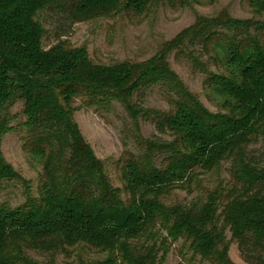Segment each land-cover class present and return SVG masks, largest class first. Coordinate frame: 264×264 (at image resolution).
Segmentation results:
<instances>
[{"label":"trees","instance_id":"obj_1","mask_svg":"<svg viewBox=\"0 0 264 264\" xmlns=\"http://www.w3.org/2000/svg\"><path fill=\"white\" fill-rule=\"evenodd\" d=\"M140 1L0 0L4 102L13 100L12 94L26 100L27 143L43 159L34 207L0 209V264H54V255L76 240L108 252L94 264H160L167 238L189 242L213 264H235L224 229L246 263L264 264V161L249 150L256 142L264 144V21L238 20L227 12L198 19L140 66L85 63L73 69L52 49H42V12L75 24L105 13L110 5L134 7ZM249 1L264 11V0ZM19 45L27 47L26 55L13 52ZM173 52H182L201 71L210 62L224 69L210 74L208 82L227 99V112L213 113L201 104L170 67ZM205 56L208 60L201 61ZM153 88L172 107L149 112L170 141L138 133L137 119L145 112L140 100ZM70 89L119 102L133 121L140 152L125 159L132 191L127 204L109 188L100 161L62 105ZM220 162L229 163L230 175L220 206L216 194L189 207L161 202L171 184L192 178L191 170H211ZM6 168L0 157V177ZM10 175L20 179L16 172ZM160 229L167 237L157 238ZM29 250L45 253L46 262L32 258Z\"/></svg>","mask_w":264,"mask_h":264},{"label":"rangeland","instance_id":"obj_2","mask_svg":"<svg viewBox=\"0 0 264 264\" xmlns=\"http://www.w3.org/2000/svg\"><path fill=\"white\" fill-rule=\"evenodd\" d=\"M260 8L262 6L250 3L249 0H141L134 7H127L125 3L110 5L105 13L75 24L65 22L58 15L42 12L39 18L45 33L41 45L45 51L52 49L58 58H63L65 64L73 69L85 63L103 67L140 66L198 19L213 18L227 12L230 17L238 20L264 21V11ZM12 50L21 57L27 54L28 49L25 45H19L12 47ZM207 60V56L201 58L203 62ZM168 61L207 110L213 113L227 112V99L215 92L208 82L210 74H221L224 69H219L217 64L210 62L207 64V71H201L182 52L171 53ZM1 82L0 157L7 168L0 177V209L7 212H16L22 208L29 210L34 207L37 202L34 201L41 194L43 159L27 143V131L23 125L27 119L26 100L12 94L13 100L4 102L5 90L1 87ZM140 102L145 112L137 119L138 133L144 139L158 142L172 140L168 133L157 130L154 115L149 113L151 110H171V105L161 91L158 88L147 90ZM62 105L100 161L113 194L125 204L130 202L132 191L125 159L140 151L134 141L137 133L128 113L119 102L106 96L72 89L67 92ZM249 150L256 159L264 161V144L261 141L250 145ZM155 161L159 163L160 159ZM228 169V162H220L211 170L195 168V172H189L193 173L190 180L171 184L160 200L168 207H189L194 202L200 205L211 194H216L220 206V200L230 187ZM10 170L16 172L20 179L10 175ZM218 226H221V221ZM222 233L229 244L230 259L235 264H248L242 259L230 232L224 229ZM162 236L167 237V233L160 229L157 238ZM141 241L143 239L139 240ZM166 247L167 253L160 264H213L183 239L173 241L167 238ZM28 253L39 262L45 263L47 260L45 253L33 250ZM107 254L106 251L76 240L64 245L54 255V264H94L105 260ZM161 255L162 251L158 253V257Z\"/></svg>","mask_w":264,"mask_h":264}]
</instances>
